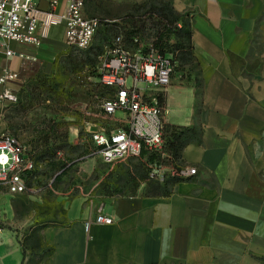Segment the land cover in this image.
<instances>
[{
	"label": "crops",
	"instance_id": "obj_1",
	"mask_svg": "<svg viewBox=\"0 0 264 264\" xmlns=\"http://www.w3.org/2000/svg\"><path fill=\"white\" fill-rule=\"evenodd\" d=\"M164 1L183 18L192 48L171 84L154 92L176 135L169 161L150 174L160 187L107 198L112 224L97 223L100 206L81 208L78 196L68 222L41 236L0 228V264H264V0ZM58 2L63 13L70 0ZM67 46L59 25L37 46L11 42L12 56L0 48V77L15 74L0 95L50 72ZM31 187L19 195L39 191ZM32 237L41 243L29 249Z\"/></svg>",
	"mask_w": 264,
	"mask_h": 264
},
{
	"label": "rangeland",
	"instance_id": "obj_2",
	"mask_svg": "<svg viewBox=\"0 0 264 264\" xmlns=\"http://www.w3.org/2000/svg\"><path fill=\"white\" fill-rule=\"evenodd\" d=\"M152 6L162 9L165 18L149 16ZM85 12L103 22L110 19L111 25L99 28L90 49L67 46L54 60L52 70L25 83L18 101L6 109V130L21 140L38 166V177L32 184L39 191L14 196L0 188V228L21 236H41L48 226L66 224L67 209L75 197L85 198L81 208L101 206L109 197L134 194L144 183L155 181L142 159L106 163L96 153L93 132L100 125H127L125 114L108 116L102 112V99L110 89L99 82L96 68L117 36L132 49L146 52L154 47L150 36L155 34L153 27L158 22L160 27L171 22L165 50L180 64L189 58L187 32L181 30V22H176L173 10L164 2L87 0ZM131 19L138 24L135 29L129 23ZM39 243V237H32L27 247Z\"/></svg>",
	"mask_w": 264,
	"mask_h": 264
},
{
	"label": "built area",
	"instance_id": "obj_3",
	"mask_svg": "<svg viewBox=\"0 0 264 264\" xmlns=\"http://www.w3.org/2000/svg\"><path fill=\"white\" fill-rule=\"evenodd\" d=\"M86 0H70L63 13L58 12V0H0V48L8 56L15 54L9 44L39 45L49 36L53 27L63 25L68 46L89 49L100 22L85 14ZM42 3H46L44 7ZM177 62L154 47L132 49L117 36L100 58L99 82L111 89L101 102L102 112L108 116L125 114L126 127L100 125L93 132L96 153L106 163L128 158H142L144 151L165 156V110L154 92L172 82ZM15 79L11 71L0 77L5 84ZM0 123L8 106L18 101V93L7 88L0 95ZM123 120V118H120ZM151 177L160 174L162 165L150 163ZM36 163L28 155L26 146L7 130L0 133V188L12 195L31 191L28 176ZM182 174H195L196 169L183 170ZM95 221L112 224L114 219L105 206L98 209ZM91 222L86 223L89 230Z\"/></svg>",
	"mask_w": 264,
	"mask_h": 264
},
{
	"label": "trees",
	"instance_id": "obj_4",
	"mask_svg": "<svg viewBox=\"0 0 264 264\" xmlns=\"http://www.w3.org/2000/svg\"><path fill=\"white\" fill-rule=\"evenodd\" d=\"M156 3V2H164V3H167L170 7V3L167 2V1H164V0H149V1H146L145 3L148 4V3ZM86 3H87V0L85 2V7H86ZM171 9L173 10L174 14L176 15L177 19H176V22L179 21L181 22L182 26L180 27L181 30L187 32V35H188V38H189V43H190V49H189V52H188V55H190L191 53V42H190V32L188 31L187 27H186V24L183 20V18L181 17V15H179L177 12H175V10L171 7ZM86 14V12H85ZM164 16L165 18V15H164V11L162 9H157L155 7H151L150 8V14L149 16ZM89 17V16H88ZM99 20V19H98ZM105 22L101 20H99L100 22V27H105V26H109L111 25L110 23V19H107L105 18ZM132 21H129L131 27H133L134 29L137 27V22L134 21V19H131ZM162 21V20H160ZM127 22V20H126ZM171 23V22H169ZM169 23H165L164 24V27H160V22L154 24L155 27H153V31H154V35L150 36L151 38V41H152V45L159 49L160 50V54L162 55H165L166 54V50H165V46L167 45L166 43V38L168 36V27L169 26ZM98 28V30H99ZM98 30H97V33H98ZM96 33V35H97ZM95 35V37H96ZM95 39V38H94ZM115 40V38H114ZM113 40V41H114ZM105 41V39H104ZM113 41L110 43V45L113 43ZM94 42V41H93ZM109 45V46H110ZM93 46V44H92ZM91 46V47H92ZM90 47V48H91ZM89 48V49H90ZM85 50V49H84ZM96 74L98 76V78L100 77V74H99V71H98V68H96ZM34 80V79H33ZM32 81V80H31ZM105 87V86H104ZM111 93V89L109 91ZM109 95V94H108ZM107 96V95H106ZM104 98V97H103ZM18 99H19V94H18ZM18 138V137H17ZM164 146H163V152L165 153V156H162V154H159V153H156V152H148V151H144L143 154H142V160L145 161V164H146V168L150 174V171H151V168L149 167V164L150 163H156L158 165H164V163H167L169 161V155L172 151H174L176 149V144H175V140H176V135L174 133V131H170L169 128L167 127V124L165 123V126H164ZM28 155L34 160L33 156L31 155L30 152H28ZM34 162L36 163V161L34 160ZM38 166H37V163H36V169L31 172L28 176V184L29 186L33 185L32 183L35 182L37 180V177H38V170H37ZM150 183V186H152L153 188L155 189H158L160 186L158 184H156L155 182H152V181H148Z\"/></svg>",
	"mask_w": 264,
	"mask_h": 264
}]
</instances>
